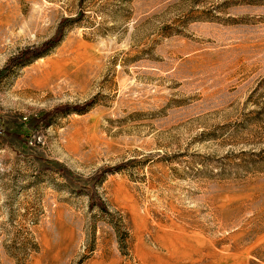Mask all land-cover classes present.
Here are the masks:
<instances>
[{"label": "rangeland", "instance_id": "rangeland-1", "mask_svg": "<svg viewBox=\"0 0 264 264\" xmlns=\"http://www.w3.org/2000/svg\"><path fill=\"white\" fill-rule=\"evenodd\" d=\"M153 257L264 264V0H0V264Z\"/></svg>", "mask_w": 264, "mask_h": 264}, {"label": "bare ground", "instance_id": "bare-ground-1", "mask_svg": "<svg viewBox=\"0 0 264 264\" xmlns=\"http://www.w3.org/2000/svg\"><path fill=\"white\" fill-rule=\"evenodd\" d=\"M168 252V251H167ZM166 253V252H165ZM152 255V254H151ZM149 258V257H148ZM154 259V263L153 264H171V263H168L167 260H165L164 258L162 257H153Z\"/></svg>", "mask_w": 264, "mask_h": 264}, {"label": "trees", "instance_id": "trees-1", "mask_svg": "<svg viewBox=\"0 0 264 264\" xmlns=\"http://www.w3.org/2000/svg\"><path fill=\"white\" fill-rule=\"evenodd\" d=\"M58 30H59V32H62L61 30H63V28H62V25H59V28H58ZM55 41H57V39L56 38H54L53 40H50V41H48L47 43H45L44 45H43V47L45 48V47H50ZM42 47V48H43ZM33 52H35V51H33ZM37 52V51H36ZM27 56V55H26ZM25 56V57H26ZM37 56V55H36Z\"/></svg>", "mask_w": 264, "mask_h": 264}]
</instances>
